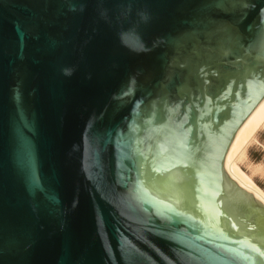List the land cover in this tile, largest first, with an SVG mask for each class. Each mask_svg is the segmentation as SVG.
<instances>
[{
    "label": "water",
    "instance_id": "obj_1",
    "mask_svg": "<svg viewBox=\"0 0 264 264\" xmlns=\"http://www.w3.org/2000/svg\"><path fill=\"white\" fill-rule=\"evenodd\" d=\"M263 99L264 0H0V264H264Z\"/></svg>",
    "mask_w": 264,
    "mask_h": 264
},
{
    "label": "bare ground",
    "instance_id": "obj_2",
    "mask_svg": "<svg viewBox=\"0 0 264 264\" xmlns=\"http://www.w3.org/2000/svg\"><path fill=\"white\" fill-rule=\"evenodd\" d=\"M262 130H264V99L237 132L225 159V170L240 187L264 205V190L256 184L253 176L240 166V163L247 158L248 147L257 141V134ZM250 168L254 174L262 168V165L253 164Z\"/></svg>",
    "mask_w": 264,
    "mask_h": 264
},
{
    "label": "rangeland",
    "instance_id": "obj_3",
    "mask_svg": "<svg viewBox=\"0 0 264 264\" xmlns=\"http://www.w3.org/2000/svg\"><path fill=\"white\" fill-rule=\"evenodd\" d=\"M261 164L262 168L252 174L250 165ZM241 168L264 190V130L257 134V141L247 149V158L240 163ZM263 169V170H262Z\"/></svg>",
    "mask_w": 264,
    "mask_h": 264
}]
</instances>
